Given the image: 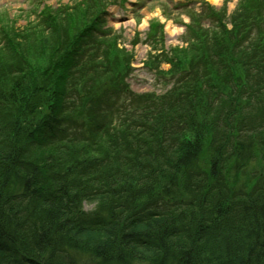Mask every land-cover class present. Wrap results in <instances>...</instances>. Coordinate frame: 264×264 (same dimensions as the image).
Segmentation results:
<instances>
[{
    "label": "trees",
    "instance_id": "obj_1",
    "mask_svg": "<svg viewBox=\"0 0 264 264\" xmlns=\"http://www.w3.org/2000/svg\"><path fill=\"white\" fill-rule=\"evenodd\" d=\"M105 7L0 15V264H264V0L192 10L142 94Z\"/></svg>",
    "mask_w": 264,
    "mask_h": 264
},
{
    "label": "rangeland",
    "instance_id": "obj_2",
    "mask_svg": "<svg viewBox=\"0 0 264 264\" xmlns=\"http://www.w3.org/2000/svg\"><path fill=\"white\" fill-rule=\"evenodd\" d=\"M114 5L109 6L107 16L105 17V28L114 31L117 36V45L119 48L124 49L127 54L132 56L131 64L132 72L126 79L127 84L131 90L137 94L154 91L160 93L164 88V81L158 78L156 69L144 67L147 58L150 56H157L160 54L161 49L168 50L176 45H181V36L184 31V24L188 23V17L192 10H198L200 2L204 1L211 4L216 9L225 7L227 12L233 11L237 4V0H110ZM74 0H0V15L5 19L8 17L13 19L15 27L21 29L25 26L28 20L35 19V12L41 10L43 5L58 6L59 4L71 5ZM225 5V6H224ZM88 23V22H87ZM157 25L162 27L158 29L161 31L162 44H156V41L151 40L149 43L144 42L148 39V35H152L154 31L151 26ZM0 33V37H2ZM155 34H159L156 33ZM133 41H137L136 44ZM159 46L157 50L152 47ZM0 71L2 66H11V61L14 59L11 51L0 50ZM11 58V59H10ZM31 63L44 66L48 64V58L42 57L38 54V58L34 57L30 60ZM151 62V61H150ZM4 63V64H3ZM155 63V67H158ZM168 65L162 64L158 70L166 71ZM241 130L238 131L240 134ZM260 158L253 160L250 165L247 163L241 172H246V178L249 182L256 181L255 177L263 175L264 168L259 164ZM249 165V166H248ZM240 170V169H239ZM237 170L236 172L240 173ZM234 169L232 170V172ZM262 171V173H261ZM226 185V183H225ZM93 204L84 203L83 208L85 211L93 210ZM100 235L90 234L86 237L90 240L98 239Z\"/></svg>",
    "mask_w": 264,
    "mask_h": 264
}]
</instances>
